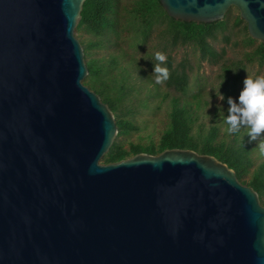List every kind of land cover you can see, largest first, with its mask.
<instances>
[{"label":"water","instance_id":"1","mask_svg":"<svg viewBox=\"0 0 264 264\" xmlns=\"http://www.w3.org/2000/svg\"><path fill=\"white\" fill-rule=\"evenodd\" d=\"M84 0H0V264H264V204L212 154L100 163L113 111L84 84ZM186 22L232 6L264 44V0H159Z\"/></svg>","mask_w":264,"mask_h":264},{"label":"trees","instance_id":"2","mask_svg":"<svg viewBox=\"0 0 264 264\" xmlns=\"http://www.w3.org/2000/svg\"><path fill=\"white\" fill-rule=\"evenodd\" d=\"M227 21L226 16L207 23L174 19L167 15L159 0H84L76 27L88 69L83 82L111 108L118 130L103 156L104 162L118 161L138 152L158 154L167 148H190L212 154L233 168L237 178L252 186L264 204V157L257 162L253 155L255 150L264 154L260 147L264 144V134L255 141L249 138L245 127L229 132L227 116L218 111L210 122L199 121L200 90L188 91L190 81L186 60L174 66L172 56L165 54L167 60L163 63L169 68V78L157 84L156 73L152 70L161 62L155 59V52H147L146 60L139 54L155 35L162 41L163 49L193 45L201 59L216 62L223 57L224 50H216L209 39L217 32L225 31ZM242 23L245 32L242 42L248 50H244L238 61L219 64V87L225 102L232 97L239 70L245 62L264 63V44L249 36L245 22L237 14L234 25ZM118 42L122 44L118 45ZM123 43H128L132 52L125 54ZM99 50L104 52L100 56L96 54ZM122 56H126L125 66H121L118 60ZM119 66L122 70L114 73ZM171 89L179 94L171 93ZM141 92L143 95L139 96ZM164 101L165 114L158 138H152L149 133L145 143L128 140L139 128L135 116L141 113L139 108L156 113Z\"/></svg>","mask_w":264,"mask_h":264},{"label":"rangeland","instance_id":"3","mask_svg":"<svg viewBox=\"0 0 264 264\" xmlns=\"http://www.w3.org/2000/svg\"><path fill=\"white\" fill-rule=\"evenodd\" d=\"M129 0H122V2H128ZM238 14V10L236 7L232 6L228 9L225 16L227 21V29L222 32H217L214 37L210 38L209 41L211 45L218 51L224 50L223 57L218 61H208L205 59H201L199 53L196 49H194L193 45H177L174 47H166L163 49V45L160 43L161 40L153 35L151 41L144 46V50L140 52L142 59H148L145 54L147 52H156L161 51L164 54L169 53L173 59V65H179L183 59H185V63L187 66V72L189 75V88L188 91L190 93H194L200 90V98L201 104L197 108L199 113V121L210 122L213 117V114L218 111L220 114H228V102L221 99L223 95L220 87H219V78H220V66L219 64L222 62L229 61H238L240 58L242 59L244 50H248V48L243 46V37L244 30L243 25H234V18ZM77 36V35H76ZM227 37L228 39H225ZM121 45V42H118V45ZM122 48H124L125 54H129L132 52V49L129 48L128 43L124 44ZM104 52L97 51V55L100 56ZM121 56V55H120ZM119 63L121 66H125L126 56L118 57ZM122 70L119 66L114 69V73H118ZM246 76L256 77V76H264V63L259 64L256 61L245 62L242 67V70H239V77L235 85V89L233 91L232 97L235 99L240 89L243 86V80ZM171 89V93H177ZM136 94V92L134 91ZM179 94V93H177ZM139 96L143 95V92L138 94ZM166 102L161 103V107L156 113H151V111L143 108H139L141 113H136L135 116L139 122V128L137 131H133L131 135L128 137V140L133 142H143L145 143L148 140V135L151 133L152 138L157 139L160 129L162 127L163 118L165 114ZM255 141H259V138L254 139ZM127 141L125 142V146H127ZM254 157L260 160V158L264 157L263 153H260L259 150L254 151ZM100 163H104L103 157L99 160ZM246 184V183H245Z\"/></svg>","mask_w":264,"mask_h":264},{"label":"clouds","instance_id":"4","mask_svg":"<svg viewBox=\"0 0 264 264\" xmlns=\"http://www.w3.org/2000/svg\"><path fill=\"white\" fill-rule=\"evenodd\" d=\"M154 55L155 59L161 62L155 64L152 70L156 73L155 82L162 84L170 74L169 68L163 63L167 57L161 51H156ZM227 101L229 132H236L245 127L248 129L249 138L253 140L264 134V76H246L238 96L235 99L229 96ZM260 147L264 151V144Z\"/></svg>","mask_w":264,"mask_h":264}]
</instances>
